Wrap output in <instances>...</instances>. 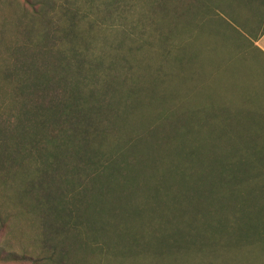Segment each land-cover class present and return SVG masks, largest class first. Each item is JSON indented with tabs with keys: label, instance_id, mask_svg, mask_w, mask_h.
<instances>
[{
	"label": "trees",
	"instance_id": "1",
	"mask_svg": "<svg viewBox=\"0 0 264 264\" xmlns=\"http://www.w3.org/2000/svg\"><path fill=\"white\" fill-rule=\"evenodd\" d=\"M25 1L0 30L21 38L0 66V263L264 259V101L195 90L208 66L228 70L201 46L264 55V30L251 39L224 12L254 17L264 0ZM18 215L34 231L23 247Z\"/></svg>",
	"mask_w": 264,
	"mask_h": 264
},
{
	"label": "rangeland",
	"instance_id": "2",
	"mask_svg": "<svg viewBox=\"0 0 264 264\" xmlns=\"http://www.w3.org/2000/svg\"><path fill=\"white\" fill-rule=\"evenodd\" d=\"M139 4H143L142 2H148L149 0H134ZM186 3L187 0H184ZM25 0H0V30L3 27V24L11 19L14 15L23 13L25 15ZM201 8L203 9L202 3L200 2ZM136 9H139L138 12H142V8L137 5ZM235 11H238L240 15H242L241 22L235 21V23L245 32H249V36L251 39L260 35V33L264 30V4L258 6L257 13L253 16V12L249 8L246 7H238L236 8L235 5L231 6V4H227L225 8V17L229 18L231 15L234 14ZM118 14V12L116 13ZM227 18V19H228ZM230 19V18H229ZM252 28V29H251ZM250 29V31H249ZM253 37V38H252ZM1 38V32H0ZM121 37L118 36V39ZM21 38L16 35L10 28L4 31V42L0 41V66L4 65L7 59L9 60L8 54L5 53V49L7 45L17 43ZM202 45V41H201ZM254 43L252 41L246 42L241 46L228 44L227 47H221L219 50V46L216 45V52L209 54V51L201 46V51L199 53V58L201 61H207L209 63L210 57H213L217 64H222L221 66L225 65L227 62L228 65L226 68L228 70L218 68L210 73V67L208 66L207 69H204V75L201 81L199 82L197 88V98L199 101L206 100V96L212 93L216 95L217 90L220 91H229L231 98L224 99V98H217L218 102L227 101L232 104L238 103L240 100L238 98L239 94L244 93V89H240L238 86L246 87L249 92H253V89H258V102L262 103L264 101V93L259 92V88H264V55L260 56L257 50L254 48ZM205 50V51H204ZM208 52V54L206 53ZM209 58V59H208ZM230 60V61H229ZM219 61V62H218ZM208 75V79H207ZM207 83V86L205 84ZM211 85V86H210ZM238 85V86H237ZM262 85V86H261ZM3 91V87L0 84V92ZM6 91H9L10 88H6ZM256 92V91H255ZM227 92H221L222 95H225ZM251 94V93H249ZM252 95V94H251ZM256 99V96L254 95ZM11 97L8 93H0V115H1V108H8L10 106ZM151 101L153 103L158 102L157 99L152 98ZM166 99H163V103H166ZM242 103L245 105L251 104V101L247 98L242 100ZM248 118H253L254 116L249 113L247 115ZM261 121H264V116H259ZM264 134V128H263ZM259 199V202L262 200L261 195L259 194L256 197H253L252 200ZM264 208V207H263ZM12 230L10 233L11 242L16 245L17 247H23V231L25 233L28 231L31 239L33 240L34 231L29 230V222L23 220V216L18 215L17 217L11 220ZM27 224V225H26ZM32 232V234H31ZM28 238L27 235H25ZM28 238L29 243L31 244L29 248L33 245V241ZM25 243L28 244L26 241ZM237 258L239 260L233 261L231 264H264V259L260 256L256 257L253 261L247 262L246 257L243 255H239ZM0 264H19L15 262H8V263H0ZM23 264V263H20ZM24 264H30L26 262ZM216 264H228L222 261H217Z\"/></svg>",
	"mask_w": 264,
	"mask_h": 264
},
{
	"label": "crops",
	"instance_id": "3",
	"mask_svg": "<svg viewBox=\"0 0 264 264\" xmlns=\"http://www.w3.org/2000/svg\"><path fill=\"white\" fill-rule=\"evenodd\" d=\"M257 45L262 49L264 52V34L257 40Z\"/></svg>",
	"mask_w": 264,
	"mask_h": 264
}]
</instances>
